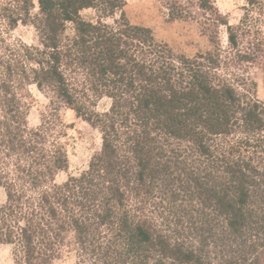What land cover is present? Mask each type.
<instances>
[{"label": "trees", "instance_id": "trees-1", "mask_svg": "<svg viewBox=\"0 0 264 264\" xmlns=\"http://www.w3.org/2000/svg\"><path fill=\"white\" fill-rule=\"evenodd\" d=\"M161 1L226 25L213 0ZM246 2L227 48L187 58L129 24L124 0H0V244L15 264H52L67 239L78 264H264V101L230 71L264 68V0ZM19 25L36 44L10 40ZM30 87L49 106L35 129ZM63 109L102 143L58 184Z\"/></svg>", "mask_w": 264, "mask_h": 264}, {"label": "rangeland", "instance_id": "rangeland-1", "mask_svg": "<svg viewBox=\"0 0 264 264\" xmlns=\"http://www.w3.org/2000/svg\"><path fill=\"white\" fill-rule=\"evenodd\" d=\"M122 8L125 20L135 26L147 28L155 42L166 46L173 54L194 58L206 54L215 48H227V25L236 26L244 15L246 0H213L221 18L226 25L217 28L209 26L200 16L195 19H171L168 17L161 0H124ZM82 19L95 21L94 10L87 9L80 13ZM119 17V13L115 18ZM111 23L112 19H107ZM72 33V25L67 24L65 34ZM11 41L25 44H36L37 34L30 25H19L9 33ZM230 71L236 72L243 80L246 90L256 99L264 101V68L235 66ZM27 94V126L30 129L39 127L45 114L49 112L48 100L35 87H30ZM106 99L98 102L96 109L102 111L108 107ZM60 120L68 126L65 140L67 166L57 172L56 183L61 184L71 176L84 172L94 155L100 150L102 138L99 129L77 117L75 111L63 109ZM6 199L5 191L0 187V203ZM67 239L52 264H78L74 247ZM0 264H15L14 251L11 245L0 244Z\"/></svg>", "mask_w": 264, "mask_h": 264}]
</instances>
